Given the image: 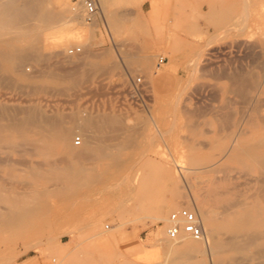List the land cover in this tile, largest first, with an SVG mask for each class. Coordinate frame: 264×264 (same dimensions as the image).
<instances>
[{
	"label": "rangeland",
	"instance_id": "374dc122",
	"mask_svg": "<svg viewBox=\"0 0 264 264\" xmlns=\"http://www.w3.org/2000/svg\"><path fill=\"white\" fill-rule=\"evenodd\" d=\"M46 1L53 7V0ZM216 2L217 0H139L132 3L113 0L110 10L122 19L121 26L112 40L107 37L100 38L103 28L98 25L93 32L94 37L88 41L90 46L87 44L83 48L79 47L81 52L69 56L65 53L67 51L52 48L44 38H40L34 44L37 53L41 54L38 55L39 60L28 59L24 61L28 64L19 67L12 65L8 49L0 42V128H4L1 129L0 137L9 140L8 143L0 140V148L5 146L1 143H6V149H0V193L5 194L6 191L10 194H22L26 191L28 194L39 191L43 195L42 202L35 204V214L29 219L33 225L29 232L21 236L0 235V256L6 250L14 251L9 264H57V260H60L59 264H154L156 258L140 260L137 263L132 258L128 259L127 244L132 240L148 243L151 234L156 230L143 215L133 223L128 220L130 215L119 216L121 208L131 203L137 205L136 202H130V199L135 200L133 190H127L125 187L104 190L100 184L81 190L72 187L59 188V182H55L54 178L38 175L46 172L53 163L56 167H63L70 158L65 155L68 149L57 151V155L53 156L56 159L48 158L45 150L20 142L17 131H12L10 126L5 128V125H13L23 119L30 109L36 112L38 110L42 119H45V116L60 117L61 121L64 119L62 123L66 126L76 117L77 122L72 120L76 126L75 128L73 125L74 135H71L69 140L74 152H78L81 147L75 144V138L78 137L81 143L83 142L78 133V124L86 119L91 120L92 124L95 122L99 127L105 123V130L103 128L102 132L105 138L100 140L110 147L114 144L111 148L126 157L130 167L134 165L133 169H141L145 165L142 170L147 172L167 161L172 162L173 159L180 160L185 164L184 167H188L186 157H189L192 151L200 157L209 156L208 165L216 164L218 172L195 170L193 175L187 172V181L182 180L177 184L178 188L176 187L181 196L179 201L185 202L187 196L191 202L190 207L196 209L199 200L208 199L210 210L214 211L213 215L216 216L217 223L219 222L221 237L225 235L222 226L226 221L244 215L248 221L247 231L257 230L264 205L256 193L261 187V175L254 166H242L235 159L223 158V150L230 145L237 127L233 121H226L227 125L226 122L224 125L220 118L222 113L225 115L232 111L234 113L229 115L235 114L239 104L238 98L228 92L229 82L225 76L234 72H259L255 67L260 58L253 54L254 51L251 50L250 53L249 49L255 39L256 44L264 40V6H261L264 0H249L250 4L248 0H218L219 4ZM208 6H214L217 10L219 8L218 11L222 14L216 24L210 23ZM228 17L232 18L229 20ZM137 22L139 28L138 25L135 26ZM248 40L251 41L250 45ZM78 46L74 44L66 49ZM17 47L23 50L27 45L20 42ZM259 49L256 48L255 51L258 52ZM248 54L255 56L251 58ZM160 58L164 59L161 64L158 62ZM237 66L241 67L240 71L238 68L236 70ZM21 67L24 69H20ZM18 68L19 70H16ZM223 68L228 69L225 70L228 71L227 74L223 72ZM260 97L261 101L263 100L261 104L264 105V91ZM226 100L233 102L230 109L217 111L211 108ZM15 107H19V111L17 108L15 110ZM8 112L11 114V121ZM17 112L21 114L18 115ZM245 113L250 114L249 107L245 108ZM13 114L16 117H13ZM107 116H110V119H107ZM94 117L96 118L92 119ZM109 120H112V123L108 122ZM229 123L232 125L229 126ZM109 124H114L111 130L121 134L120 138L117 139V134L113 135L114 132L111 134L113 139L110 136L108 138L107 133H111ZM98 126L96 127L99 128ZM97 128L95 130L91 127L96 136L99 135L96 133ZM100 130L101 128L98 132H101ZM131 130L134 133H131ZM247 130L246 143L264 135V123L258 129L247 127ZM129 134L130 137L134 135L128 138ZM38 137L35 134V139ZM126 137L133 142H128ZM19 142L22 145L18 144ZM17 145L23 147L17 148ZM126 145L129 147L126 148ZM117 146L121 147L120 151ZM13 147L16 153L12 151ZM27 149L29 151H25ZM4 150H7L8 154H5ZM19 151L22 153V159ZM27 153L31 154V157ZM64 158L66 163L63 162ZM55 160L62 162H59V165ZM11 161H16V165ZM35 168L40 172L34 170ZM211 180L222 183L220 190L225 193V201L243 200L250 205L225 204L221 201L214 203L209 195ZM160 189L163 198H170L168 188L161 186ZM238 206L242 209L237 208ZM227 207L229 212H223ZM8 208L7 205L0 204V210ZM114 210L116 211L113 214ZM219 215L221 216L218 217ZM120 223L121 228L114 230L115 241L107 243L103 231L110 232L111 228L114 229V226ZM259 242L261 244L264 239L257 243ZM27 243L29 247L25 246ZM254 250L256 245L247 247L243 252L222 250L217 261L219 264H251L247 261L256 253Z\"/></svg>",
	"mask_w": 264,
	"mask_h": 264
},
{
	"label": "bare ground",
	"instance_id": "6f19581e",
	"mask_svg": "<svg viewBox=\"0 0 264 264\" xmlns=\"http://www.w3.org/2000/svg\"><path fill=\"white\" fill-rule=\"evenodd\" d=\"M81 1L82 0H76V2L72 3L71 0H53V3H51L53 4V7H50L48 1L46 0H0V42L4 45V47H6V49H8L7 53H9L10 59H12L11 60L12 65L15 67H19L23 64L24 66L28 64V63L25 64L24 61L28 59H32V58L38 59V55H41V54L37 53V51L35 50L36 48L34 47V44L40 38H44L46 42L50 43L52 48H59V49L61 48L63 49V51L68 52L69 49H66L67 46H72L74 44H77L79 45L78 47H82V48L85 47L88 44V41L94 37L93 36L94 30L97 28L98 25H101L103 28V31L100 32L101 33L100 38L107 37L108 39L112 40V38L115 36V34L118 32L121 26V19H122L118 17L119 15L117 16L114 12L110 10L111 2H113V0H98V6L100 5V14L98 18L92 23H85L84 18H83L84 10H83ZM120 1H124V0H120ZM125 1L136 3L139 0H125ZM216 3H218V0ZM248 3H249V0H248ZM261 6H264V3ZM208 7H209L208 14H209L210 23L212 22L213 24H216L217 22H219L222 14L218 11L219 8L217 10L214 6L213 7L208 6ZM224 13L226 12L224 11ZM231 18H229V20ZM138 24L139 22H137L135 26H137ZM138 28H139V25H138ZM255 41L256 39L254 40V42ZM20 42H24L27 45L26 49L24 48L23 50H20V48L17 47V44ZM250 42L251 41L248 40L247 43L249 44ZM252 42H253V38H252ZM254 42L250 46L249 51L251 50L254 51L253 54H255L258 58H260V60L258 59L257 61V67H255V68H258L259 70L258 73L247 71L245 73L234 72L231 74H227L228 71H225V70H228V69L224 70L223 68V72L225 71V74H227L225 76V79L229 82L228 92L234 94V96L238 98L239 104H238V107L236 108L235 114L229 115L232 111H230L229 113L227 112L228 114H225V115L222 112H221L222 115L220 114L221 115L220 119L224 121V125L226 121H229V122L233 121L235 127H237V131L234 132L235 134L232 138L230 145L227 146L225 144L227 147L223 150L222 156L223 158H226V159L227 158L235 159L237 163H239L242 166H246V167L254 166L258 170V172L261 175V180H259L261 187L257 189L256 193L258 195L257 197L261 199L262 204H264V135H259L254 140H251L248 143H246L247 134H248L247 127L252 128V129H258L259 126L264 123V108H263L264 105L261 104L263 100L261 101V97H260L262 94V91H264L263 89V86H264V40L263 42L262 40L261 42L258 41L260 42V44L257 43L258 45ZM91 47H92V44H91ZM256 48H260L258 52L255 51ZM252 51L250 53H252ZM248 55L246 56L251 57L250 54ZM254 56H252L251 58H254ZM6 58H7V55H6ZM244 59L245 58H243V61H245ZM248 59L250 60V58ZM255 59L257 60V58ZM250 62L249 64L251 65L252 63ZM254 62L255 61H253V63ZM238 66L236 67V70L238 68V70L240 71L241 67H238ZM22 68L23 67H21L20 69ZM16 70H19V68ZM5 77L6 76H4V78ZM52 77H55V76H52ZM216 77H218V75H216ZM233 100H236V99H233ZM221 101H223V99ZM232 103L233 102L230 103V100H226L220 103L218 106H214L211 108L214 110L216 109L217 111L227 110L231 108V105H233ZM247 107H249L250 109V114L245 113V108ZM16 108L18 109L19 107H15L14 109L16 110ZM17 111H19V109ZM17 113L18 115L21 114L20 112H17ZM7 114L8 116L11 115L9 114V112ZM13 117H16L15 114H13ZM45 117H46L45 119H42L41 115L38 113V110L36 112L35 110L30 109L26 112V115L23 119H21L20 121H18L17 123L13 125H9V124L7 126L5 125V128L10 126L9 128L12 129V131L13 130L17 131L20 142L27 143V145L29 144L30 146L32 145L33 147L39 150H42V149L45 150L46 151L45 155L48 158H51L57 155L56 152L59 150L60 151H63L66 149L69 150L68 153H66L65 155L68 156L70 160L68 163H66V160L64 158L63 162L66 164H64L63 167H58V166L56 167L54 166L55 164L53 163V165L49 164L50 166L46 172H44L45 170L44 171L42 170L43 166L41 167V170L44 173H39L40 172L39 169L37 170L36 168L34 169L37 172L39 171L38 172L39 174L37 172L35 173L36 175L38 174L40 177L49 176V177L54 178L55 182L58 181L59 188H65V187L71 188L72 187V188L81 190L82 188L87 187V186H94V185L100 184L104 187V190L114 189L117 187H119L120 189V187H125L127 190L134 191V197H135L134 201H132V199H130V197L128 196H125V197H128L131 200L130 202H136L137 205H135V203L133 204L131 203V205L127 207H124V208L120 207L121 209L119 210V213H120L119 216L122 217L125 214L130 215L131 218L128 220L129 222H132V223L135 221H138L141 217L145 216V218L149 220L152 227L153 226L156 227V230L151 234L150 241L148 243H142L139 241L130 240L131 242L127 244V250H128L127 255L129 257L128 259L132 258V260H134L137 263L140 260L148 261L156 257L154 260V264H194V263L219 264L217 259H218L219 253L220 254L222 253L221 252L222 250L224 251L225 250H229V251L235 250V251L243 252L245 251L247 247L256 245V250H254L256 251V253L252 255L253 257L249 258L247 262H251V264H264V242H262L261 244L260 242L259 244L257 243L259 240L264 239V205L262 207V212L260 211L261 220L259 221L257 230H255L254 232L247 231L248 221L246 219V215H244L239 218L226 221L222 226V228L225 230V235L221 237V235L219 234V228H220V226L218 225L219 222L217 223V220L215 218L216 216L213 215L214 211L212 212L210 210V204H209L210 202L208 199H205V198L201 200L198 199L199 202L196 204V209L190 207L191 202L189 200V197L187 196H186L185 202L179 201L178 198L181 196L179 192L177 191L176 187L179 182L186 179L185 175L187 174V172H191V175H193L192 172L195 170H198L199 172L200 170H205L208 173L217 171L216 164L208 165V161L210 159L209 156L200 157V156H197L194 151H192L190 153V156L186 157L188 167H184L183 165L185 164H183V162H181L180 160L173 159L172 162L167 161L164 164L157 167L156 169L151 168L149 170L148 168L149 171L147 172L142 170V168L145 167V165H143L141 169L139 168L133 169L134 165L130 167V162L126 157H122L119 152H115V150L111 148L114 146V144L113 146L110 147L109 145H105V143L102 142L103 140L102 141L100 140V139L105 138V134L102 133L103 128L105 130V127H104L105 123L104 124L102 123L103 125L99 127L95 122H93V124L95 123V125L99 127L97 128L96 126L92 124L91 120L89 119L83 120V122L81 123L79 122L80 124H78L77 128H79L78 133L79 135L82 136L83 142L80 143L81 147L79 151L74 152L73 147H70L69 140H70L71 135H74V132L72 133V131L75 130L76 128L74 124V122H77L75 119L76 117H73L74 119L71 117L73 121L75 120L74 122L70 118L71 122L68 126L63 124L64 119H62L63 121H61L60 117H56V116L53 118H47V116ZM8 118H10V116ZM95 118L96 117L92 119H95ZM1 119L3 118L1 117ZM107 119H110V116L109 117L107 116ZM9 120L11 121V118ZM112 120L111 121L109 120L108 122L112 123ZM15 121H17L16 118H15ZM73 125L75 126L74 129H73ZM226 125H227V122H226ZM228 125L230 126L232 124L229 123ZM92 126L94 127V129L97 128L98 130L101 128L100 130L101 132H98V130L96 131V133H99L98 136H96L91 131ZM113 126L114 124H112V126L111 124H109L110 130ZM1 129H4V128H0V132H1ZM112 132H114V130L113 131L111 130V133L110 131L109 133H107L108 138L109 136L110 137L112 136L111 135L113 134ZM131 133H134V131ZM135 133H138V132H135ZM35 134L39 136L38 139H35ZM116 134L117 133L114 132L113 135L116 136ZM120 135L117 134V139ZM133 135L134 134H132V137ZM127 137H126V140L128 138H132L130 137V134H129V137L128 138ZM111 138L113 139V137ZM117 139L115 141H117ZM0 140H3V142H7V143L9 142V140H6V138L2 139L0 137ZM127 141L131 142L132 140L129 141L128 139ZM20 142L18 144L22 145V143ZM128 142L127 144H129ZM215 143H217V141H215ZM1 144L2 146L3 144L6 146V143H1ZM18 146L19 145H17V148ZM22 147L19 146V148H22ZM128 147L129 146L126 145V148ZM15 148L12 151L16 153ZM120 148H118L117 150H119ZM123 148L125 149V146ZM4 149H6V147ZM6 151L7 150H4V153ZM25 151H29V149ZM24 153L23 155L26 154ZM5 154H8V153L6 152ZM20 154L22 153L20 152L19 155ZM28 154L29 153H27V155ZM19 155H17V157ZM29 156L31 157V154H29ZM7 157H10V156H7ZM21 157L22 156L20 155V159H22ZM53 159H56V158L53 157ZM11 162L15 163L16 161L15 162L11 161ZM59 162L60 161H57V163L60 165L62 161L60 163ZM6 163L8 162L6 161ZM33 163L35 164V162ZM204 163H206L207 165L205 166ZM34 164L33 166H35ZM200 164L204 166L198 167V165ZM7 166H10V165H7ZM39 166L40 165H38V167ZM242 171H245V170H242ZM64 177L67 179L65 180ZM258 179L259 178H257V180ZM185 181H187V179ZM209 183H210L209 184V195L210 197L213 198L214 203L217 204V202L221 201L222 203H225V204H236V205L237 204L238 205L249 204L243 200H226L225 201L223 198L225 193H223L220 190L222 183L212 181V180L209 181ZM161 186L169 189L171 193V194L169 193L171 195L170 198L165 199L161 196V189H160ZM12 191L13 190H11V192ZM7 193L8 192L6 191H5V194L0 193V204H5L9 207L7 210L6 209L0 210V235L17 234L21 236L22 234L29 232L30 229L32 228L33 225L29 221V219L32 217L33 214H35V204H39L42 202L43 195L39 191L28 193V194L26 193V191L25 192L23 191L22 194H18L19 192L17 193V190H15V193L17 194H14V193L7 194ZM248 197H250V195ZM190 199H192V197ZM122 200L123 199H121V201ZM116 201L117 200H115V202ZM120 203L119 205H121ZM122 206H126V205H122ZM180 206L187 207V208L194 210L197 216L199 217L200 223L203 229V233H204L202 240L197 241L187 236H182L175 240H170L167 237L166 235V228L168 226L167 214L169 213L170 210L175 211L179 209ZM228 207L226 208L227 210H224L223 212L225 211L229 212ZM115 208H117V206ZM237 208L242 209L239 206ZM116 210L113 211V214L115 213ZM221 215H219L218 217H220ZM146 223H148V221ZM120 225L121 223L115 225L114 229L111 228L112 230L110 232H106V230L105 232L103 231V234L105 235V241H107V243L111 241H115L116 235L114 233V230L120 227ZM254 225L257 226L256 223ZM26 241L27 240H25V242ZM25 246L29 247L28 243ZM13 252L14 251L10 249V250H6L3 254H1L0 264H9V262L12 260L14 256ZM235 260H238V259H235ZM57 261H58L57 264H59L60 260H57Z\"/></svg>",
	"mask_w": 264,
	"mask_h": 264
},
{
	"label": "built area",
	"instance_id": "2783aa9c",
	"mask_svg": "<svg viewBox=\"0 0 264 264\" xmlns=\"http://www.w3.org/2000/svg\"><path fill=\"white\" fill-rule=\"evenodd\" d=\"M85 23L94 22L99 14L98 0H82ZM81 52V48L74 47L68 50L69 55H74ZM164 59H159V64L163 63ZM80 138H75V144L80 145ZM166 235L170 240H175L182 236L190 237L194 240L200 241L203 239L204 233L200 223V219L194 210L187 207H180L172 211L168 216V226L166 228Z\"/></svg>",
	"mask_w": 264,
	"mask_h": 264
}]
</instances>
